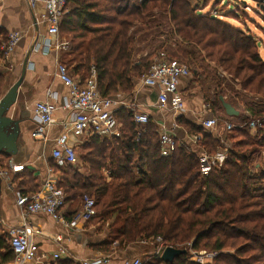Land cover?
I'll return each instance as SVG.
<instances>
[{
	"label": "trees",
	"instance_id": "1",
	"mask_svg": "<svg viewBox=\"0 0 264 264\" xmlns=\"http://www.w3.org/2000/svg\"><path fill=\"white\" fill-rule=\"evenodd\" d=\"M210 1L201 0L199 5L192 0H68L72 8L60 33L69 37L72 53L81 58L75 74L84 80L94 68L104 98L120 93L132 96L136 81L149 72L153 62L134 66L132 31L139 25L151 26L155 12L160 11L168 14L171 34L185 45V50L180 49L184 60L190 63L202 53L201 59L235 80L239 91L264 99V59L255 38L220 16L203 14ZM2 84L0 78V100ZM116 115L121 137H93L78 148L85 174L75 167L59 169L52 164L62 175L59 186L67 202L77 196L92 198L99 222L112 223L111 241L106 239L102 245L158 243L161 239L157 245L163 244V249L188 251L173 263L155 256L145 264H198L190 260V251L202 250L218 253L210 264H264V173H255L251 167L257 149L264 147V131L252 136L246 128L235 129L242 138L234 137L224 163L204 176L199 152L188 145L169 157L161 155L159 128L151 118L139 136L130 109L121 108ZM251 116L264 118V110ZM178 121L190 135H202L204 153L215 152L219 138L181 118ZM14 182L25 194L37 192L28 172L16 176ZM229 249L235 253L226 254ZM14 261L0 228V263Z\"/></svg>",
	"mask_w": 264,
	"mask_h": 264
},
{
	"label": "crops",
	"instance_id": "2",
	"mask_svg": "<svg viewBox=\"0 0 264 264\" xmlns=\"http://www.w3.org/2000/svg\"><path fill=\"white\" fill-rule=\"evenodd\" d=\"M71 8L72 6L69 5V9ZM39 10L43 11V9ZM149 26L139 25L132 31L133 43H139L140 39L144 40L148 35L145 31ZM11 33H19L21 38L14 51L9 55H5L3 47ZM144 33L145 37H141ZM171 37L177 38L174 34H171ZM53 38L48 34V27L42 20V14L32 11L25 0H0V78L3 81L2 97L20 80L26 65L24 80L19 89L18 104L9 113L10 118L20 122V135L17 141L18 153L10 158L7 156L0 157V172L8 171L11 173L13 172L11 167L23 168L22 171L11 174L13 179L16 176L20 177L24 172H28L33 176L37 192L45 189V183L51 177L49 169H52L51 153L55 140L62 134L71 132L66 127L69 114L61 108L69 99L70 94L69 89L57 76L58 65L64 63L73 76L80 78L74 72L75 67L81 60L79 55L73 54L72 51L64 52L63 49L67 48H63L65 44L61 43L59 37H57L56 40L58 42L56 45L53 43ZM143 56L147 57V53ZM135 59L134 56L135 67L145 62V58L143 59L144 61ZM149 60L147 59V61ZM202 78H206V76L195 70L192 77L181 80L179 92H181L187 109V112L181 116L174 115L169 111L160 112L157 108L158 91L141 86L138 84L139 80L136 82L132 96L120 93L114 99L123 105L120 106V109L125 108L132 101L135 102L142 111L150 115L151 120L158 128L160 124H164L179 141H187L190 134L184 128V124L178 121V118H181L187 124L201 127L205 119L213 117V111H205V105H208L206 101L212 95H210V88L205 89L202 85L200 81ZM49 91L54 96V103L60 109L55 114V124L48 131L46 141L36 140L32 138V133L36 128L34 107L36 103L48 99L47 93ZM224 98L226 100L225 96ZM232 105L240 113L239 117L233 119L243 118V116L248 117L250 113L256 112V110L242 111L234 104ZM219 109L225 116L226 113L223 107ZM226 117L228 116L226 115ZM70 135L73 144H76L79 148L84 145L82 144L83 142L76 143L77 139L71 133ZM55 173L58 176V173ZM20 180L18 179L17 181ZM15 186H17V190L22 189L17 182ZM82 205L83 198H80V196L73 198L70 202L68 201L64 210V218L70 221L74 214L81 210ZM0 219L3 221V225L0 228L6 239L7 230L21 222V214L16 206V194L10 189L1 174ZM29 223L35 230L41 231L44 235L36 238L39 246L37 260L26 264H54L52 258L56 254L60 255L58 264L65 262L84 264L94 260H102L104 261L103 264H128L137 257L145 260L151 259L157 256V251L162 247L161 244L157 245V243L147 240L138 241L128 246H120L118 241H115L109 246H104L102 243H104L105 239H103L102 235L105 232L100 231L101 222L97 224L89 222L80 231L64 227L45 215H32L29 218ZM109 223L110 225L112 224L111 222ZM56 237H60L61 242L55 241Z\"/></svg>",
	"mask_w": 264,
	"mask_h": 264
},
{
	"label": "built area",
	"instance_id": "3",
	"mask_svg": "<svg viewBox=\"0 0 264 264\" xmlns=\"http://www.w3.org/2000/svg\"><path fill=\"white\" fill-rule=\"evenodd\" d=\"M32 11L42 14V20L48 27V34L53 38V43L57 45L56 38L59 37L60 28L65 16L69 12L68 0H25ZM260 7H264V0H255ZM194 4H201V0H193ZM39 9H43L41 12ZM215 17H219L217 11H211ZM19 33H11L3 47L5 55L14 51L20 41ZM50 46V45H49ZM61 46V45H60ZM59 46V47H60ZM62 47V46H61ZM64 47V46H63ZM59 80L69 89V99L61 108L68 112L69 119L67 125L70 133L77 139L76 143L84 144L93 137L112 140L121 137L122 125L117 119V111L120 109V102L114 98H104L98 88L97 74L94 68L90 75L81 80L70 73L69 68L60 63L57 68ZM192 77L191 68L178 59L171 57L167 52L159 53L152 62L149 72L141 78L140 84L143 87L156 89L158 91V110L160 112H172L174 115L181 116L187 112L185 102L179 92V84L182 79ZM46 101L38 102L34 107V119L36 128L32 133V138L46 141L48 131L55 124V114L60 109L54 103V96L49 91ZM51 99V100H50ZM125 108L132 112V119L139 129V136L145 132L146 126L150 122V115L140 109L135 102H131ZM205 111H211L208 105H205ZM251 118L248 122L239 126L231 125L226 122L224 129L232 132L235 129L251 128L254 132L264 131V118ZM249 118V117H248ZM201 127L206 133H213L217 129V119L209 117L205 119ZM70 133H64L59 136L53 145L51 158L53 164L59 169L75 167L79 162L78 146L71 142ZM161 155L163 157L171 156L178 148L190 146L199 152L201 162V172L208 176L216 164L211 161L204 150L200 147L202 135H190L189 140L179 141L170 132L164 124L159 125L158 130ZM13 172H0L2 178L7 181L10 189L16 194V206L21 214V222L15 227L7 230V241L15 256L14 264H26L37 260L39 250L36 238L44 235L41 231L35 230L29 223L32 215H45L52 218L55 222L62 224L74 230H83L85 225L97 218V209L95 201L92 198L84 197L83 205L80 211L76 212L70 221L64 218V210L67 206V195L65 190L59 186V177L56 176L54 169H49L51 177L45 183V189L32 194H25L17 190L12 173H18L23 170L21 167H11ZM3 221L0 219V226ZM55 241L61 242L60 237ZM163 247L157 251V256L161 257ZM194 262L198 264H207L206 260L215 257L216 254L207 255L206 253H192ZM54 264H58L60 255L56 254L52 258ZM102 260L85 262L84 264H103ZM128 264H145L140 258L132 259Z\"/></svg>",
	"mask_w": 264,
	"mask_h": 264
},
{
	"label": "rangeland",
	"instance_id": "4",
	"mask_svg": "<svg viewBox=\"0 0 264 264\" xmlns=\"http://www.w3.org/2000/svg\"><path fill=\"white\" fill-rule=\"evenodd\" d=\"M212 9L213 11H217L220 16V20L226 22L228 21L229 23L234 24L233 26L240 28L244 32H249L255 38L256 43L258 44L259 52L264 59V11L261 9L257 1L211 0L210 5L202 10V13H211ZM154 15V21H152L151 26H149V28L145 31L148 35L145 37L144 33L143 35H141V37H145L144 40L140 39L141 43L139 42L134 43L135 45L133 44L135 58L137 59V61H144L143 59L145 58V62H149L147 61V59H150L151 61L159 53L167 52L171 57H175L177 59L180 58L179 60H181V62L189 64L191 69H197L198 72L206 76L207 79L202 78L200 81L202 82V85L205 89L210 88L209 91L210 95L212 96L208 99L207 104L211 108V111H213L212 116L217 119L218 124L217 129H215V131H213L214 133L212 134L216 135V137L220 139L219 146L216 145L214 149L215 152L213 154H208V157L216 164V166L220 167L224 163L228 152L232 147V141L234 137L242 138L235 131L228 132L224 130L225 123L228 122L234 126L242 125L243 123L248 122V120L251 118L250 116L253 113L249 114V118L247 117L248 120L244 119L246 118V116H243V118L241 117L239 119L228 118L226 117V115L224 116V113L220 112L219 108L222 107L220 102L218 101L219 96L224 94L223 96L226 97V102L234 104L238 109L242 111L264 110V99H260L259 97H255L249 93H243L239 91L238 83L235 80L231 79V77L224 73V71L220 70L208 61L200 60L201 57L199 54L203 56L202 53H197V57L195 58V60H192L190 63L184 60L181 57L180 49L185 50V45H182L177 38L171 37V25L169 23V20L167 19L168 14L156 11ZM59 41L65 44L64 47H67L66 49H63L64 52H70L73 48L74 44L71 43L68 36L62 35L60 33ZM145 53H147V57L143 56ZM141 78L139 79V81L137 80L138 83H140ZM245 128L249 130L252 136L256 135V132H254V130H251V128ZM185 129L187 130V128ZM200 147L203 149L201 145ZM81 153L82 151H79V162L75 166V169L85 174L86 172L83 169L82 163L80 161V158L82 156ZM251 167L252 169H254L255 173H264V147L257 149L256 153L253 156ZM105 175H107L106 179L108 177L107 181H110L108 172H106ZM61 176L60 174H58L59 180ZM91 223L97 224L99 223V220L94 219L91 221ZM106 224L104 225L103 223H100V231L105 232V234L102 235L103 239H109V241H111V230L109 229L110 223L108 225ZM157 241L159 243H162L161 239H158ZM192 253L194 252L190 251V260L194 261V256H192ZM199 253H206L207 255H211L214 252L202 250ZM225 253H230L233 255L235 251L229 249L225 251ZM215 254V257L209 256L207 258V264L212 263L213 259L217 257L218 253ZM143 260L146 261L144 258Z\"/></svg>",
	"mask_w": 264,
	"mask_h": 264
},
{
	"label": "water",
	"instance_id": "5",
	"mask_svg": "<svg viewBox=\"0 0 264 264\" xmlns=\"http://www.w3.org/2000/svg\"><path fill=\"white\" fill-rule=\"evenodd\" d=\"M264 11V7H261ZM26 72V65L23 70V76L14 85V87L1 98L0 100V157L7 156L14 157L18 153L17 141L20 135V122L9 117L12 108L18 104L19 89L23 83ZM219 101L228 117L237 118L240 113L233 105L226 102L223 96L219 97ZM186 249H176L173 247H166L161 254V261L164 263H173L176 259L187 254Z\"/></svg>",
	"mask_w": 264,
	"mask_h": 264
}]
</instances>
